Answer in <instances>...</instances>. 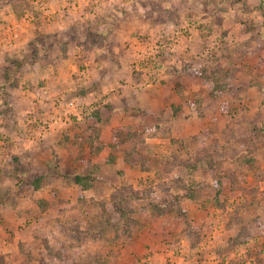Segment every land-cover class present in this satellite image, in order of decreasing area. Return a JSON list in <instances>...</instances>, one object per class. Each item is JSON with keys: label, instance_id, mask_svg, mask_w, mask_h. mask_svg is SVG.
I'll list each match as a JSON object with an SVG mask.
<instances>
[{"label": "rangeland", "instance_id": "1", "mask_svg": "<svg viewBox=\"0 0 264 264\" xmlns=\"http://www.w3.org/2000/svg\"><path fill=\"white\" fill-rule=\"evenodd\" d=\"M0 223V264H264V0H0Z\"/></svg>", "mask_w": 264, "mask_h": 264}, {"label": "crops", "instance_id": "2", "mask_svg": "<svg viewBox=\"0 0 264 264\" xmlns=\"http://www.w3.org/2000/svg\"><path fill=\"white\" fill-rule=\"evenodd\" d=\"M166 86H167V89H169L166 95H163L162 97H157V96L152 97V98L150 97V99L147 100L146 102H143L141 100V103H137L136 101H134L133 98L122 99V97H119L118 101L117 100L115 101V103L117 102L116 105H114L111 109L112 115L122 120L121 123L122 122L128 123V121L130 120H133L135 118L136 119L141 118L143 116L146 117L147 115L149 116L152 113H154L155 117H157L159 115H162L165 111L169 112V110H172L171 105L175 101V98L176 99L178 98L179 100L180 97L178 96V94L180 93V91L177 89H174V86L170 84H167ZM103 87L109 88L105 86L104 84H103ZM176 94L178 97L175 96ZM158 103L163 104L160 110H156V107H155V104H158ZM142 104H146V106H142ZM149 104H153L154 106H149ZM116 125H118V123ZM229 141L231 140H228L226 143L228 144ZM1 224L2 223H0V225Z\"/></svg>", "mask_w": 264, "mask_h": 264}, {"label": "trees", "instance_id": "3", "mask_svg": "<svg viewBox=\"0 0 264 264\" xmlns=\"http://www.w3.org/2000/svg\"><path fill=\"white\" fill-rule=\"evenodd\" d=\"M91 133H95V132H93V131H90ZM91 133H89V134H91ZM94 137H96L95 135H94ZM135 137V135L134 134H131V138H134ZM89 138H90V135H89ZM88 138V139H89ZM98 141V140H97ZM122 141V140H121ZM142 140H140V141H129V143H130V146H132V148L131 149H129V150H127L126 151V160H127V163L128 164H130V165H132V166H134V165H136L138 162L140 163V161H142L140 158H141V152L140 151H138L137 149H136V143H138V142H141ZM99 143H101L100 141H98ZM89 143H90V147H92L93 149L95 148V146H97L98 144H97V142L96 141H94V138L93 137H91L90 139H89ZM125 143V142H124ZM126 143H127V141H126ZM96 144V145H95ZM100 145V144H99ZM101 146V145H100ZM114 148V152H115V150L116 149H122V143L121 142H119L118 144H117V146H114L113 147ZM116 155V154H115ZM112 158H114V154H113V157ZM82 182V181H81ZM86 187V186H85ZM84 187V188H85ZM124 188V187H123ZM118 193H120V192H118Z\"/></svg>", "mask_w": 264, "mask_h": 264}, {"label": "built area", "instance_id": "4", "mask_svg": "<svg viewBox=\"0 0 264 264\" xmlns=\"http://www.w3.org/2000/svg\"><path fill=\"white\" fill-rule=\"evenodd\" d=\"M72 104L74 103V101L71 102Z\"/></svg>", "mask_w": 264, "mask_h": 264}]
</instances>
